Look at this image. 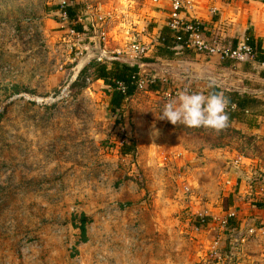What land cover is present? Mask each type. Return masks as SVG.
Returning a JSON list of instances; mask_svg holds the SVG:
<instances>
[{
  "label": "rangeland",
  "instance_id": "rangeland-1",
  "mask_svg": "<svg viewBox=\"0 0 264 264\" xmlns=\"http://www.w3.org/2000/svg\"><path fill=\"white\" fill-rule=\"evenodd\" d=\"M77 2L82 33L63 0H0V264H264V119L172 125L166 79L117 123L94 68L132 63L133 45L150 58L158 6Z\"/></svg>",
  "mask_w": 264,
  "mask_h": 264
},
{
  "label": "crops",
  "instance_id": "crops-1",
  "mask_svg": "<svg viewBox=\"0 0 264 264\" xmlns=\"http://www.w3.org/2000/svg\"><path fill=\"white\" fill-rule=\"evenodd\" d=\"M186 2L188 19L197 21L206 38L213 40L217 46L235 49L252 39L254 46L250 49L254 54L253 60L237 63L218 56L196 54L191 50L179 49L172 54L154 48L150 57L153 62L140 65H147V69L155 72L162 87L165 86L162 82L172 79L175 94L185 89L208 94L213 90L208 88V81L214 79V89L219 92L237 93L259 100L260 105L245 111L248 117L254 116L259 123L264 119V115H258V111L264 108V62L256 60L259 54L256 49L260 43V53L264 56V0H183V4ZM155 4L158 6L153 11L156 25L147 39L149 43L153 42L152 47L161 31L168 32L164 28L170 12V0H158ZM166 91L170 89L166 88L163 93ZM232 123L241 125L238 121ZM241 126L246 127L245 124Z\"/></svg>",
  "mask_w": 264,
  "mask_h": 264
},
{
  "label": "trees",
  "instance_id": "trees-1",
  "mask_svg": "<svg viewBox=\"0 0 264 264\" xmlns=\"http://www.w3.org/2000/svg\"><path fill=\"white\" fill-rule=\"evenodd\" d=\"M66 3L67 1L69 4L63 5L61 7V12L66 14L67 17V23L69 24H75L73 27V31L77 33L84 32V28L82 24L77 23V11H78V2L77 0H64ZM167 21V20H166ZM73 26V25H72ZM168 32L164 33L161 31L160 35L158 36L157 40L155 41V48L159 49V52L161 50H166L172 54H175L176 51H174L172 48L174 46V43L172 42V36L171 32L167 27H165ZM170 33V34H169ZM247 45L252 48L253 42L252 39H248ZM260 43L257 45V53L259 52L256 60L260 62H264V56H262L260 52ZM253 49V48H252ZM186 50V49H183ZM168 54V53H167ZM153 62V58H141L137 60V63L134 65L125 64V63H119V62H113L111 63V67H107L106 64H99L96 65L94 68V74L95 79L100 80L104 83V85L109 86L111 91L109 92V105L110 110L112 114L115 116V120L117 123H121L123 121V115L119 113L120 110H122L123 102L133 95L134 90L137 89V82L140 80V73H139V66L140 64H148ZM121 84L125 91L122 92L120 90H117V85ZM145 89L151 92H159L161 89L166 90V87H162V84L159 80L155 79V81L151 84H147ZM161 91V92H162ZM212 91L219 92L217 89H213ZM228 101V115H229V123H232L233 121H238L241 124H245L246 128L253 129L256 127L257 120L254 116L248 117L247 114H245V111L250 108H255L258 105L261 104V102L256 99L250 98L245 95H239L237 93H223ZM264 115V108H261L258 111V115ZM123 149L122 153L124 155L129 154V151L131 150V147H122ZM257 209H263L264 208V202L255 205ZM84 220V219H83ZM236 219L231 218L228 220V223L226 225V229L231 228L230 223L235 222L236 226ZM234 228V227H232Z\"/></svg>",
  "mask_w": 264,
  "mask_h": 264
},
{
  "label": "built area",
  "instance_id": "built-area-1",
  "mask_svg": "<svg viewBox=\"0 0 264 264\" xmlns=\"http://www.w3.org/2000/svg\"><path fill=\"white\" fill-rule=\"evenodd\" d=\"M153 1L154 3L158 2V0ZM67 3L64 1L63 5ZM63 5L61 7H63ZM187 6L188 2L183 4V0H170V12L168 19L165 22V26L171 32L173 39L172 42L174 43L172 49L174 51H179V49L185 48L187 50L193 51L196 54H202L209 57L218 56L220 59L230 60L237 63L253 60L254 54L245 42L238 45L235 49H229L225 47H219L213 40L207 39L200 24L197 21L188 19ZM61 17L63 20H67L66 14L62 13ZM147 51L148 49L142 45H133L131 47V61L137 62L138 59L145 57ZM147 84H151V82H142L140 78L136 87L137 89L143 88ZM117 88H121L123 92L125 90L121 84H118ZM231 218H235V212L233 209H230L224 219L221 221V227L223 229H226L228 220Z\"/></svg>",
  "mask_w": 264,
  "mask_h": 264
},
{
  "label": "clouds",
  "instance_id": "clouds-1",
  "mask_svg": "<svg viewBox=\"0 0 264 264\" xmlns=\"http://www.w3.org/2000/svg\"><path fill=\"white\" fill-rule=\"evenodd\" d=\"M215 87L216 81L210 79L208 88L211 90ZM228 105L229 101L222 92L209 91L204 94L185 89L161 106L158 119L167 120L172 125L221 131L229 123Z\"/></svg>",
  "mask_w": 264,
  "mask_h": 264
},
{
  "label": "water",
  "instance_id": "water-1",
  "mask_svg": "<svg viewBox=\"0 0 264 264\" xmlns=\"http://www.w3.org/2000/svg\"><path fill=\"white\" fill-rule=\"evenodd\" d=\"M97 55H99V53H97Z\"/></svg>",
  "mask_w": 264,
  "mask_h": 264
}]
</instances>
